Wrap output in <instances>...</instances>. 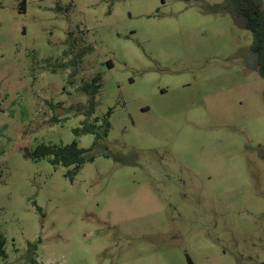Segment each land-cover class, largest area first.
<instances>
[{
    "label": "rangeland",
    "instance_id": "obj_1",
    "mask_svg": "<svg viewBox=\"0 0 264 264\" xmlns=\"http://www.w3.org/2000/svg\"><path fill=\"white\" fill-rule=\"evenodd\" d=\"M222 5L0 0V264H264V80ZM96 75L109 131L76 137ZM72 142V181L22 157Z\"/></svg>",
    "mask_w": 264,
    "mask_h": 264
},
{
    "label": "trees",
    "instance_id": "obj_2",
    "mask_svg": "<svg viewBox=\"0 0 264 264\" xmlns=\"http://www.w3.org/2000/svg\"><path fill=\"white\" fill-rule=\"evenodd\" d=\"M24 1L21 3L20 12L24 11ZM223 11H228L240 24V27L248 31L252 36V43L250 45V53L253 57V64L255 69L261 75L264 80V11L262 10L260 0H224L222 5ZM67 50L64 56L68 54L69 49H73L76 44L74 34L68 32L67 38H65ZM71 52V51H70ZM73 59L69 62H62L51 68L52 73L58 71V69H66L69 66L73 68V72L68 74L67 83L73 85L71 78L75 77L78 72V63L81 61L80 57L74 55ZM69 63V64H68ZM100 75L94 76L90 82L83 83L78 87L77 92L86 95L88 103L85 108L82 106H76L77 115L84 116V119L80 123L81 127L73 130L76 137L81 135H95L97 139L106 138L109 131V121L105 120L103 124H99L98 118H93L94 113V97L100 90ZM110 116V111L107 112V119ZM54 123L60 122L58 119H54ZM92 120V121H91ZM102 129L100 133L99 130ZM92 147L84 149L78 147L76 142H72L70 145L64 146H50L41 144L33 150L25 149L22 157L24 159L33 160V162H39L46 159L53 167L62 166L67 169L72 168L64 174L70 181L73 180L75 174L78 173L82 165L93 162V157L90 155ZM260 157L264 159V146L260 148ZM5 238L0 236V257H6L5 253Z\"/></svg>",
    "mask_w": 264,
    "mask_h": 264
}]
</instances>
